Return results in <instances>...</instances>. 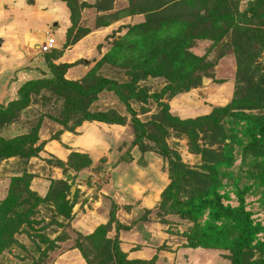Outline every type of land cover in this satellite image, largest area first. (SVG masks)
<instances>
[{"label":"rangeland","instance_id":"374dc122","mask_svg":"<svg viewBox=\"0 0 264 264\" xmlns=\"http://www.w3.org/2000/svg\"><path fill=\"white\" fill-rule=\"evenodd\" d=\"M56 1L0 0V264H264V0Z\"/></svg>","mask_w":264,"mask_h":264},{"label":"crops","instance_id":"0c3cea01","mask_svg":"<svg viewBox=\"0 0 264 264\" xmlns=\"http://www.w3.org/2000/svg\"><path fill=\"white\" fill-rule=\"evenodd\" d=\"M43 2L45 1V0H42ZM30 2H32V1H29V3ZM46 2L48 3V4H52L51 5V8H54L55 10H56V6H58V5H60L59 6V8H60V13L61 14H63V16H64V18H65V21H63V22H61V24H60V28L62 27V25H63V27H62V33H61V35L59 36L60 38H62V39H64V38H66L67 37V33H68V29H69V17H70V12H68V8H67V6H63V4L61 3V2H58V1H56V0H46ZM35 4H33V6H34ZM60 14V15H61ZM46 18V16H44V18L43 19H45ZM33 19H35V18H32V21L34 22V20ZM43 19H41V20H43ZM36 21V23H38V22H40L39 20H38V17L35 19ZM31 21V20H30ZM45 21V20H44ZM27 22V21H26ZM28 23V22H27ZM54 24L56 25L57 24V21L56 22H54ZM26 27H28V25L26 26ZM26 27H23V28H26ZM21 32H23L24 31V29L23 30H20ZM4 38V37H3ZM57 38V37H56ZM6 38H4V42L2 43V44H5L6 42H7V40H5Z\"/></svg>","mask_w":264,"mask_h":264},{"label":"built area","instance_id":"2783aa9c","mask_svg":"<svg viewBox=\"0 0 264 264\" xmlns=\"http://www.w3.org/2000/svg\"><path fill=\"white\" fill-rule=\"evenodd\" d=\"M57 44V38L54 35H49L45 38L40 47L42 51L46 52L54 48Z\"/></svg>","mask_w":264,"mask_h":264},{"label":"water","instance_id":"95a60500","mask_svg":"<svg viewBox=\"0 0 264 264\" xmlns=\"http://www.w3.org/2000/svg\"><path fill=\"white\" fill-rule=\"evenodd\" d=\"M4 42V38L3 37H0V46L2 45V43ZM68 178H72V174H69L68 175Z\"/></svg>","mask_w":264,"mask_h":264},{"label":"trees","instance_id":"16d2710c","mask_svg":"<svg viewBox=\"0 0 264 264\" xmlns=\"http://www.w3.org/2000/svg\"><path fill=\"white\" fill-rule=\"evenodd\" d=\"M72 14H73V12H72ZM68 35H69V31H68V33H67V37H68ZM28 84H29V82L26 83V85H28ZM26 85H24V87H25ZM24 87H23V88H24ZM79 91H81V89H80ZM108 122H110V121H108Z\"/></svg>","mask_w":264,"mask_h":264}]
</instances>
